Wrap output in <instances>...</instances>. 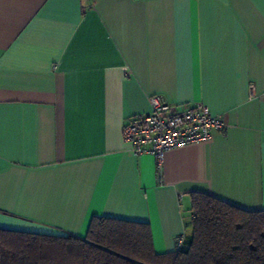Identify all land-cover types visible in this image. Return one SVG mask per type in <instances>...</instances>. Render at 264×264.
Here are the masks:
<instances>
[{
    "label": "crops",
    "instance_id": "0c3cea01",
    "mask_svg": "<svg viewBox=\"0 0 264 264\" xmlns=\"http://www.w3.org/2000/svg\"><path fill=\"white\" fill-rule=\"evenodd\" d=\"M203 103L222 131L150 154L123 141L149 97ZM264 211V0H0V228L191 233L190 194Z\"/></svg>",
    "mask_w": 264,
    "mask_h": 264
},
{
    "label": "trees",
    "instance_id": "16d2710c",
    "mask_svg": "<svg viewBox=\"0 0 264 264\" xmlns=\"http://www.w3.org/2000/svg\"><path fill=\"white\" fill-rule=\"evenodd\" d=\"M191 233L156 253L145 222L94 215L84 237L0 228V264H264V211L190 194Z\"/></svg>",
    "mask_w": 264,
    "mask_h": 264
},
{
    "label": "built area",
    "instance_id": "2783aa9c",
    "mask_svg": "<svg viewBox=\"0 0 264 264\" xmlns=\"http://www.w3.org/2000/svg\"><path fill=\"white\" fill-rule=\"evenodd\" d=\"M149 103L150 111L133 116L124 125L122 136L133 156L154 157L157 172L171 148L205 141L225 128L221 116L211 114L203 103L171 104L160 95L150 96ZM183 241L184 237L178 236L176 247L182 246Z\"/></svg>",
    "mask_w": 264,
    "mask_h": 264
}]
</instances>
